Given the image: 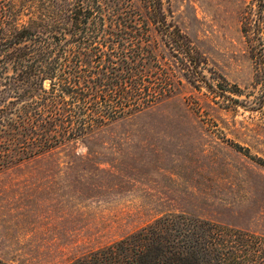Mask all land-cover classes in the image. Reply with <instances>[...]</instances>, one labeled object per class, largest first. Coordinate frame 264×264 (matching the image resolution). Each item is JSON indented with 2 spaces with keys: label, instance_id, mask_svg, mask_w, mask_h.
I'll list each match as a JSON object with an SVG mask.
<instances>
[{
  "label": "rangeland",
  "instance_id": "rangeland-1",
  "mask_svg": "<svg viewBox=\"0 0 264 264\" xmlns=\"http://www.w3.org/2000/svg\"><path fill=\"white\" fill-rule=\"evenodd\" d=\"M252 3L164 0L199 55L196 88L152 33L180 80L174 96L97 138L0 171L1 264H67L168 213L264 237V59L250 55L242 33ZM261 16L264 41V7Z\"/></svg>",
  "mask_w": 264,
  "mask_h": 264
},
{
  "label": "trees",
  "instance_id": "trees-1",
  "mask_svg": "<svg viewBox=\"0 0 264 264\" xmlns=\"http://www.w3.org/2000/svg\"><path fill=\"white\" fill-rule=\"evenodd\" d=\"M263 7L253 0L242 24L259 59ZM152 33L196 88L199 55L168 21L164 0H0V171L97 138L172 98L180 80ZM67 264H264V237L168 213Z\"/></svg>",
  "mask_w": 264,
  "mask_h": 264
}]
</instances>
